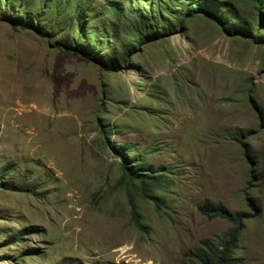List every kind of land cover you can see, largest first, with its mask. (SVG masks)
Listing matches in <instances>:
<instances>
[{
  "label": "rangeland",
  "instance_id": "rangeland-1",
  "mask_svg": "<svg viewBox=\"0 0 264 264\" xmlns=\"http://www.w3.org/2000/svg\"><path fill=\"white\" fill-rule=\"evenodd\" d=\"M164 18L179 25L175 12ZM183 24L139 46L131 67L103 72L57 44L72 31L0 21V264H201L195 248L232 227L200 213L206 199L256 214L235 256L264 264V45L204 15ZM117 144L171 169L166 209L119 182ZM130 196L148 233L135 225Z\"/></svg>",
  "mask_w": 264,
  "mask_h": 264
},
{
  "label": "trees",
  "instance_id": "trees-1",
  "mask_svg": "<svg viewBox=\"0 0 264 264\" xmlns=\"http://www.w3.org/2000/svg\"><path fill=\"white\" fill-rule=\"evenodd\" d=\"M243 1L250 4V11H234L227 0H0V21H6L15 28L34 30L42 35H65L72 31L75 34L72 39L62 37L57 42L61 48L86 57L103 72H117L124 66H132L129 60L140 49L139 46L183 30L186 18L201 15L214 20L229 35L242 36L264 45V0ZM103 3L104 7L101 6ZM168 11L171 14L175 12L179 25L164 18V13ZM106 18L108 19L105 20ZM99 22H103L102 26ZM110 33L114 35L111 36ZM105 38L110 45L108 53L102 51ZM258 110L262 117L260 108ZM243 137L244 134L237 133L234 139L240 143L250 161L258 162ZM117 145L116 149L120 151L118 153L122 159L119 182L125 184L130 193L135 191L142 199L151 201L157 211L166 209L168 204L161 191L169 190L174 185L173 180L166 177L171 169L161 172L164 166L149 165L143 161L142 153H136L134 148L125 144ZM0 185L3 183L0 182ZM129 203L135 225L148 233L149 226L143 222L132 196ZM252 205L259 210L253 199ZM198 209L210 218L227 219L232 227L219 235L216 241L202 240L201 245L193 251L194 256L201 264H238L241 258L235 256V250L238 248L244 222L256 214L231 210L223 203L210 199L202 202ZM34 250L30 249L27 255H32L31 251Z\"/></svg>",
  "mask_w": 264,
  "mask_h": 264
}]
</instances>
